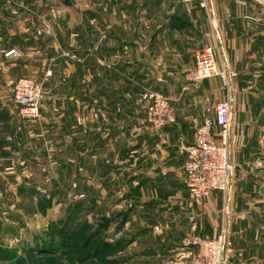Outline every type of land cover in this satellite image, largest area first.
Masks as SVG:
<instances>
[{"label": "crops", "instance_id": "obj_1", "mask_svg": "<svg viewBox=\"0 0 264 264\" xmlns=\"http://www.w3.org/2000/svg\"><path fill=\"white\" fill-rule=\"evenodd\" d=\"M25 1L16 5L15 0H0V102L10 96L12 83L28 68L24 56H4L8 49L19 51L31 42L32 8ZM98 1L83 10L87 23L71 29L58 22L56 11H40L38 17L43 34L50 32V26L55 28L58 39L53 46L61 49L56 61L70 67L62 72L69 87L56 108L65 112V118L71 117L57 126L62 143L71 144L78 161H88L92 179L87 180L86 191L95 207H102L108 217L125 211L120 228L135 226L120 251L126 257L121 264H162L169 257L188 256L195 248L183 246L184 237L213 238L221 230L225 231L224 264H264V225L257 222L264 191L253 171L232 167L227 190L211 191L197 206L183 184L185 155L180 152L181 144L193 142L196 128L208 117L206 111L213 113L214 104L225 100L229 89V82L224 86L218 75L193 82L185 72L206 47L217 50L218 68L236 74L231 90L238 103V126L251 125L246 120L250 109L244 85L257 70L264 77L263 4L204 0L201 7L200 0H118L116 11L110 6L118 1ZM142 14H152L155 23L142 21ZM159 14L164 16L162 22L154 17ZM114 15L118 23L112 21ZM128 17L136 18L134 27L128 25ZM67 45L71 50L64 55ZM142 87L158 89L169 98L174 124L155 130L143 114L135 115L130 93ZM2 102L0 118L8 119L15 108H5ZM8 121L0 125V136L2 128L11 127ZM81 165L85 167V161L77 164ZM120 219L111 224H119ZM134 246L133 253H124Z\"/></svg>", "mask_w": 264, "mask_h": 264}, {"label": "rangeland", "instance_id": "obj_2", "mask_svg": "<svg viewBox=\"0 0 264 264\" xmlns=\"http://www.w3.org/2000/svg\"><path fill=\"white\" fill-rule=\"evenodd\" d=\"M72 1V5L65 4L64 0L24 2L29 9L32 8L30 12L32 31L31 42L26 47H21L19 56H15L16 59L24 57L28 59L27 70L19 73L18 77L29 75L40 83L45 100L42 102L39 116L34 119H20L13 112L11 92L10 96L3 97L4 101H1L5 103V108L13 111L8 119L0 118L2 127L6 120H9V126L11 125L8 129L2 128L0 136V264H103L97 260L79 261V257H84L94 248L95 242L93 246L84 249L77 245L84 243L88 227H96L104 211L102 207H95L92 195L86 191V182L92 179V175H88V161H78L77 156L73 157L71 144L62 143L61 130L57 126H60L63 120H70L71 117L65 118V112L56 108L58 104L61 105L60 98L69 87L62 72L69 71L70 67L55 59L56 55L61 53V49L53 46L58 39L53 33L55 29L53 25L49 27L48 34H43L39 26L40 11L43 14L47 11H56L60 16L58 22H63L60 23L69 27L68 29L77 24L87 23L84 22L83 10L93 7V0ZM102 1L98 2L102 3ZM140 1L142 0H139V3ZM20 2L22 0H15L16 5ZM119 3L120 1L110 7L117 11ZM154 17L160 22L164 20V16L160 14ZM112 18V21L119 22V17L116 15ZM139 18L145 23H155L152 14L150 16L142 14ZM127 22L131 27L137 24L135 17H128ZM61 31L66 44L65 27ZM69 50H71L69 45L63 48L64 55H67ZM256 67L259 69L261 66L256 65ZM47 72H50V75H47ZM228 82L229 89L228 91L226 89L228 93L225 99L231 104L227 139L229 162L233 168L239 166L246 168L247 171L251 169L257 185L264 191V77L257 70L251 79L245 81V93L248 95L246 101L250 109L246 120L251 124L247 128L238 126V103L232 94L231 78ZM46 83L48 87L45 86ZM142 90L143 87L138 93L136 90H130L135 115L138 114L140 118L142 111L139 93L141 94ZM206 115L209 118L214 116L212 111H206ZM84 161L85 167L82 165L78 167L79 163L84 164ZM232 172L231 169L230 176ZM258 211L261 217L257 222L264 225V203ZM65 222L68 231L76 227L81 228L79 231L83 232L81 237L77 234L66 244L61 245L55 230L57 231L59 225ZM134 232V225L122 230L118 228V224H110L103 235L108 241L113 242L116 239H129ZM50 237L54 238L52 247H56V253L53 252L55 250L51 253L49 249L39 247ZM132 249L131 252L124 253H133L135 246ZM115 256H121L120 252Z\"/></svg>", "mask_w": 264, "mask_h": 264}, {"label": "built area", "instance_id": "obj_3", "mask_svg": "<svg viewBox=\"0 0 264 264\" xmlns=\"http://www.w3.org/2000/svg\"><path fill=\"white\" fill-rule=\"evenodd\" d=\"M191 1V0H184ZM264 5V0H254ZM199 5L205 7V1ZM19 51L8 49L5 56H19ZM217 50L206 47L195 56V64L187 67L185 72L193 82L218 75L224 86L229 78L235 77L234 72L218 68ZM50 75V72H47ZM12 102L16 115L20 119H34L39 116L43 102L41 84L29 75L16 79L11 88ZM140 107L144 121L153 129L159 130L174 124L176 118L169 98L159 90L146 88L140 94ZM212 118H205L195 130L193 142L181 144L180 152L185 155L182 170L183 184L190 194L193 203L201 205L211 191L227 190L232 166L229 162L227 149L228 125L231 115L229 100L217 101L213 106ZM182 245L194 247L188 256L176 255L166 258L162 264H224L225 231L221 230L213 238L197 235L184 237Z\"/></svg>", "mask_w": 264, "mask_h": 264}, {"label": "trees", "instance_id": "obj_4", "mask_svg": "<svg viewBox=\"0 0 264 264\" xmlns=\"http://www.w3.org/2000/svg\"><path fill=\"white\" fill-rule=\"evenodd\" d=\"M64 3L68 5L71 3V0H64ZM114 216L115 215L107 217L105 215H102L101 217L102 219L100 220V222L97 224L96 227L94 228L88 227V233L86 239L84 240V243L78 244L77 246L84 249L86 247L93 246V243L95 242L94 248L92 250H89L88 253L84 255V257H79V261H83L87 259V260H97L99 263H103V264H121L123 261L126 260V257L123 256L116 257L115 255L116 253H119L126 247L129 240L116 239L115 241L112 242V241H108L105 235H103L105 229H107L110 226L114 218L116 217L121 218L118 224V228H120L123 225V223L126 221V217H127L125 211L118 212L116 214V217ZM66 224L67 222L62 223L61 225H59L60 227L57 228V231L55 230L56 236L59 238L58 242L61 245L66 244L72 236L79 234V237H81L82 236L81 234L83 232V231L81 232L79 231L81 228L77 229L76 227H73L68 231V229H66L65 226ZM52 244L54 245V238L50 237L48 241L45 240V243H43V245H40L39 247L40 249H45V250L49 249V252L51 253L53 252L56 253L57 252L55 250L56 247L55 248L52 247Z\"/></svg>", "mask_w": 264, "mask_h": 264}, {"label": "water", "instance_id": "obj_5", "mask_svg": "<svg viewBox=\"0 0 264 264\" xmlns=\"http://www.w3.org/2000/svg\"><path fill=\"white\" fill-rule=\"evenodd\" d=\"M261 191H262V188H261Z\"/></svg>", "mask_w": 264, "mask_h": 264}]
</instances>
